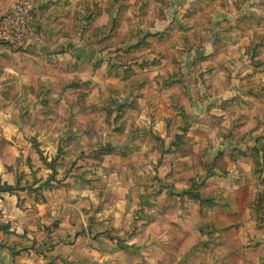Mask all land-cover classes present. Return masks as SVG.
I'll use <instances>...</instances> for the list:
<instances>
[{"label":"rangeland","instance_id":"obj_1","mask_svg":"<svg viewBox=\"0 0 264 264\" xmlns=\"http://www.w3.org/2000/svg\"><path fill=\"white\" fill-rule=\"evenodd\" d=\"M38 5L63 42L3 44L34 69L0 121L13 264H264V0Z\"/></svg>","mask_w":264,"mask_h":264},{"label":"crops","instance_id":"obj_2","mask_svg":"<svg viewBox=\"0 0 264 264\" xmlns=\"http://www.w3.org/2000/svg\"><path fill=\"white\" fill-rule=\"evenodd\" d=\"M40 1H45V3H49L51 0H28L27 2L29 4V12L31 13L33 24H35V27H33L31 24L32 28L36 31L38 35L41 34L39 33V29L43 31V36L42 34L40 35L39 43L35 47L39 46L38 48H44L45 45L54 46L63 42L64 30H61L59 23L55 24L54 21L49 17H46V15L44 17V14L47 13L46 11L40 9L38 5ZM16 2H14L13 0H0V16L12 12L15 8ZM55 9H62V7H51V11ZM258 13H260L259 17L264 18V5L259 9ZM39 17L41 18V21L39 20ZM48 23L55 24V26L51 27L48 25ZM255 28H258L257 24H255ZM5 46L7 45H3L2 43H0V121L4 116L2 112V108H4V97L11 95L12 88L17 87L18 84L22 85L23 81L30 80L29 84H33L32 80L27 78V75H32L33 77L34 71L33 64H31L30 66L28 65V63H33V60L28 57L21 56L18 53L15 54V57L12 56L9 51H6L4 49ZM32 48L34 47H30L28 49ZM262 53L264 55V47ZM4 54L9 55V59L14 58L15 61L6 64L8 62V57L4 56ZM15 94L17 95V93ZM8 108L11 110L10 106ZM1 129L2 127L0 124V130ZM13 261V257L10 256L9 252L0 248V264H13Z\"/></svg>","mask_w":264,"mask_h":264},{"label":"built area","instance_id":"obj_3","mask_svg":"<svg viewBox=\"0 0 264 264\" xmlns=\"http://www.w3.org/2000/svg\"><path fill=\"white\" fill-rule=\"evenodd\" d=\"M26 0H17L12 12L0 16V43L15 47H35L39 35L32 28Z\"/></svg>","mask_w":264,"mask_h":264},{"label":"trees","instance_id":"obj_4","mask_svg":"<svg viewBox=\"0 0 264 264\" xmlns=\"http://www.w3.org/2000/svg\"><path fill=\"white\" fill-rule=\"evenodd\" d=\"M247 18L248 17L246 16L242 17L241 26L237 30L242 29V24L247 20ZM257 27H258L257 29L255 28L253 29L252 40L248 43L249 45L248 48H249V52L253 53V57L259 56L262 58L261 54L263 55L262 50L264 47V18L262 17L258 18ZM239 43L246 45V41L243 35H241L239 39ZM262 63L264 67V60H262ZM262 75H264V70L262 72ZM103 149L106 151V153H111L112 151L116 150L117 147L112 146L111 144H106L104 145ZM13 190H14V187L10 186L9 184L0 183V194L5 193V192L11 193ZM186 193L190 198L195 199L199 203L205 204L207 202V199H205L202 193L200 192H197L195 190H188Z\"/></svg>","mask_w":264,"mask_h":264}]
</instances>
